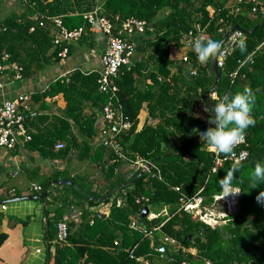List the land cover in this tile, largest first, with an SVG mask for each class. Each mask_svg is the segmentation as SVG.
I'll return each mask as SVG.
<instances>
[{
    "label": "trees",
    "instance_id": "1",
    "mask_svg": "<svg viewBox=\"0 0 264 264\" xmlns=\"http://www.w3.org/2000/svg\"><path fill=\"white\" fill-rule=\"evenodd\" d=\"M21 1L27 8L24 13L11 14L0 21V61L3 54L8 55V62L23 67L24 78L31 69L51 60H60L57 57L59 50L52 45V28L47 18L60 17L67 30H74L84 26L83 14L100 6L103 16L119 19L117 26L121 21L135 18L146 22L151 30H147L143 41L144 61L137 62L133 58L131 66L123 68L115 81L121 111L133 123L131 131L121 140L126 160L116 157L101 142L91 155L90 145L86 142L78 144L73 136L71 144L58 154V157H68L71 149H77L83 155L81 160L87 158L98 162L106 181L116 179V183L110 185L106 196H88L74 180L66 178L75 186L63 187L75 194H61L60 208L55 211L53 219L55 231L47 230V245L57 236L56 227L63 222L66 205L79 202V207L86 210L82 213L83 223L75 231H70L74 226L66 222L68 244L54 245L52 264H140L130 259L128 253L136 245L134 257H142L153 264L155 256H159L154 254L150 239L131 231L128 219L137 215L141 223L147 225L146 218L141 217L143 209L157 213L164 207L172 217L162 233L175 238L185 249L195 251L194 255L187 256L181 252H168L163 258L171 264L183 261L188 264H264V206L256 201L257 195L264 191V182L253 187L255 164L264 162V25L261 26L264 15L252 14L254 4L238 3V0H105L102 4L99 0ZM258 7L264 9V0H259ZM164 10L168 13L160 20L159 14ZM36 16L38 18H34ZM257 26L258 29L251 33ZM234 27L249 32L243 40L245 47L243 51L240 45L231 48L214 91H211L214 76L209 72L211 58L201 62L193 49H187V61L183 64L191 70L192 79L184 76V68L176 69L170 59L171 46L185 47L190 33L192 39L222 42ZM51 50L53 52L49 54ZM232 74H236L234 79H230ZM98 78V72L83 75L74 71L64 81L52 84L50 92L45 94H63L67 114L88 141L95 136V118L93 115L83 116L85 103L91 100L102 110L107 102L106 96L98 92ZM146 80L149 85L145 84ZM245 88L250 89L254 97L250 115L255 121L254 126L245 130L248 160L238 165L226 162L213 173L214 153L203 145L198 135V130L212 127L206 125L210 109L204 94L209 92L208 100L215 104L225 95H235ZM214 95L216 99L212 98ZM143 104L146 105L147 118L139 126L138 117ZM202 106L206 108V121L198 116ZM66 137L67 133L56 139L60 141ZM189 139L191 145L184 151ZM34 140L32 137L31 141ZM55 144L50 141L39 151L54 158ZM162 145L165 147L163 151ZM105 154H108L107 159H103ZM136 161L153 163L154 168L130 185L141 171L124 180L117 175L129 167L130 162ZM233 169L232 186L240 193L236 212L224 219L225 225L211 228L193 221L184 211L176 213L182 196L193 197L201 189L204 202L212 205L214 198L223 193L219 180ZM176 188L180 189L179 193L175 192ZM47 190L49 187L45 184L42 193ZM53 199L56 200L57 196ZM118 199L125 201L123 208H117ZM47 201L48 197L43 202ZM100 203L110 211L106 219L89 213ZM159 236L156 233L154 238ZM188 236L191 239L183 245ZM7 240V235H0V248Z\"/></svg>",
    "mask_w": 264,
    "mask_h": 264
},
{
    "label": "crops",
    "instance_id": "2",
    "mask_svg": "<svg viewBox=\"0 0 264 264\" xmlns=\"http://www.w3.org/2000/svg\"><path fill=\"white\" fill-rule=\"evenodd\" d=\"M104 1L99 0L101 4ZM26 9L24 1L2 0L0 2V21L11 14L20 15ZM167 13V10L162 11L159 14V19H164ZM34 18H37V16ZM145 34H135L130 38L136 46L134 60H137V62H142L145 59L143 45ZM104 48L105 40L88 31L79 43H75L70 47L69 55L65 60H51V62L41 65L39 68L31 69L25 78L23 77L20 81H7L0 90V104L4 101H12L19 96L28 97L29 100L26 104L28 109L27 128L31 137L36 139L34 142L30 141L25 144L20 142L12 150L0 147V235L8 236L7 242L0 248V264L53 263L56 238L49 243V246L45 239L47 230L55 231L53 219L55 211L60 208V197L63 198L61 194L69 192L63 186H75L66 178L74 180L76 185L81 187L88 196L97 194L101 195L100 197L106 196L110 185L116 183V179L106 181L102 173V165L98 162L87 158L81 160L83 157L81 151L71 149L68 157H58L59 152L65 148L60 151L55 148L57 144H63L64 147L69 146L73 136L78 144L84 142L89 144L92 155L100 145L101 130L104 127L100 105L94 104L91 100L85 103L83 116L93 115L95 118V136L91 141H88L81 135L78 124L67 114V103L63 94L56 92L45 96L46 93L50 92L52 84L57 81H64L74 71H79L83 75L98 72ZM52 52L53 50L49 54ZM169 53L176 69L184 68L185 71L189 69L182 61L187 53L186 47L171 46ZM145 84L149 85L150 82L146 80ZM200 109L198 116L202 121H206V112H202ZM145 118H147V111L146 105L143 104L138 117L139 126L142 125ZM65 133H67L66 138L60 141L56 139V137L63 136ZM50 141L56 143L52 152L54 158L39 151L44 144ZM107 155L105 154L103 159H107ZM121 172L117 176L124 180L127 179L129 174L133 173V170L127 167ZM45 184L49 187V190L45 193L41 192L39 194L31 191L32 185L43 188ZM43 194H46L44 200L48 197L46 203L43 202L44 200H36L37 197H41ZM69 194L72 195L75 192L70 191ZM55 195L57 196L56 200L53 199ZM15 200L18 201L14 202ZM78 203L75 202L70 204L71 206L69 204L65 206L68 208L63 213V221L74 226L70 231H75L83 223L82 213L86 209L79 207ZM102 205L103 203H100V206L92 207L89 213H96L101 219H106L110 211ZM3 206L5 210H2ZM34 245H42L45 248L46 254L43 258H41L42 251L39 248H34ZM191 250L193 249L188 250V255L195 254ZM154 254L156 255V253ZM140 259L138 261L140 264H151L150 261L142 257ZM153 264L171 263L165 258L155 256Z\"/></svg>",
    "mask_w": 264,
    "mask_h": 264
},
{
    "label": "built area",
    "instance_id": "3",
    "mask_svg": "<svg viewBox=\"0 0 264 264\" xmlns=\"http://www.w3.org/2000/svg\"><path fill=\"white\" fill-rule=\"evenodd\" d=\"M243 1L250 4H254L252 8V14L264 15V9L258 7L259 0H238V3ZM238 11V10H237ZM38 18V17H37ZM40 18V17H39ZM84 26L74 30H67L62 23L60 17L47 18L50 22L51 32L53 36V48L59 50L58 59L65 60L70 52V47L79 43L87 32H91L97 36H100L105 40L104 52L100 59V70L98 71V92L105 95L107 98L106 104L102 107L101 115L104 121V127L101 130V144L106 149L111 151L116 157L126 160L122 150L121 140L123 136H126L132 129L133 123L123 115L119 101H118V87L115 81L118 79L119 74L123 68H128L132 64L136 52L135 44L130 38L135 34H145L147 30H150L146 22L130 18L125 21H121L117 26L119 19L115 17L110 19L102 15L100 7L94 8L92 11L82 15ZM43 23V22H42ZM116 23V24H115ZM42 25V24H41ZM151 31V30H150ZM186 43V49H192V44L196 39L190 38ZM245 38L241 32H233L227 42L223 46V54L216 57V66L220 70L223 68L224 61L228 57L231 48L234 44L240 45V42ZM263 44L261 45V47ZM9 56L3 54L0 61V90L5 86V83L11 80L20 81L23 79V67L16 62H8ZM183 62L187 61L184 56ZM245 62L242 63V65ZM192 75V74H191ZM236 74L230 75V79H234ZM216 99V96H212ZM28 97L19 96L12 101H4L0 104V147L6 150L15 149V147L21 142V144L29 143L32 140L31 134L27 128V102ZM202 112L206 111V108L200 109ZM56 150L60 151L64 149L63 144H57ZM246 139L243 143H240L235 147V155H225L219 152L214 153L215 166L212 172L215 173L224 163L230 162L234 165L242 164L248 160L249 154L247 151ZM223 155V158L221 156ZM130 170L133 173L141 171L149 173L154 167L153 163L147 162H130ZM132 174L128 177H131ZM131 185V184H130ZM236 189V188H233ZM31 191L41 193L42 188L40 186L32 185ZM201 189L193 197L182 196L180 198L179 206L176 213L184 211L189 214L193 221L201 222L211 228L219 226V223L224 222V219L236 212L238 194L226 196L223 192L222 195L214 198V203L208 205L204 202L200 193ZM175 192L179 193L180 189L176 188ZM124 195V194H123ZM125 200V199H124ZM125 202V201H124ZM124 202L121 199L117 200V208H123ZM137 205V200L135 201ZM139 203V201H138ZM222 205L224 212H218L216 205ZM224 204V205H223ZM5 210V207H2ZM172 215H170L167 208H162L157 213L148 211L146 218L147 225L141 223V219L135 215L129 219L128 228L136 233L141 234L144 238H148L151 241V246L154 248L155 253L163 258L167 257V253L172 251L173 253L181 252L183 256L189 254L175 238L169 237L162 233L163 227L168 221H170ZM161 220L160 223L155 221ZM56 243L61 245H67L69 236V227L66 221L60 222L57 227ZM158 233L160 236L156 239L154 235ZM158 244L154 247V242ZM137 245L128 251L130 259L135 261L141 260L134 257V251ZM39 252V251H37ZM77 264H93L80 262ZM180 264H188L183 261Z\"/></svg>",
    "mask_w": 264,
    "mask_h": 264
},
{
    "label": "clouds",
    "instance_id": "4",
    "mask_svg": "<svg viewBox=\"0 0 264 264\" xmlns=\"http://www.w3.org/2000/svg\"><path fill=\"white\" fill-rule=\"evenodd\" d=\"M240 47L243 51L245 47L243 41L240 42ZM192 49L201 62L223 54L222 42L214 39L207 41L197 39L192 44ZM253 101L254 97L251 90L245 88L243 92L225 95L218 103L213 104L211 107L213 115L208 117L209 123L213 126L198 130L203 145L209 151L234 156L235 147L245 141V130L249 126H254L255 121L250 115ZM234 171L235 169L229 171L223 179L219 180L220 187L226 196L240 193L239 189H233L232 186ZM253 180L254 188L256 183L264 182V162L255 164ZM256 201L264 206V191L257 195Z\"/></svg>",
    "mask_w": 264,
    "mask_h": 264
},
{
    "label": "water",
    "instance_id": "5",
    "mask_svg": "<svg viewBox=\"0 0 264 264\" xmlns=\"http://www.w3.org/2000/svg\"><path fill=\"white\" fill-rule=\"evenodd\" d=\"M264 25V21L261 23V26ZM256 29H258V26L255 27L252 31L254 32ZM234 31H240L241 33L245 35L249 34V32H243L241 31L238 27H234L232 29H230V31L227 33V35L225 36L224 40L222 41V43H225L227 41V39L229 38V36L234 32ZM237 47V44H234L233 48H236ZM209 72L214 76V83H213V87L211 89V91H214L219 83V80H220V76H221V72L220 70L218 69V67L216 66V57L215 58H211V62H210V67H209ZM184 76L191 80L192 79V76H191V70L190 69H187L185 72H184ZM208 96H209V92H205L204 94V99L207 101V105L209 106V109H210V115H213V113L211 112V107L212 105L214 104L211 100H208ZM207 126H213L212 124L209 123H206ZM191 145V139H189V143L187 145V147L184 149V151H186L188 149V147ZM165 149L164 145H162V151ZM221 158H223V155L221 156ZM142 172L137 176V178L132 181L130 184H134L135 181L140 178L142 176ZM46 196V194H43L41 197H37L36 200H39V201H42L44 200V197ZM18 200H15L14 202H16ZM237 205H238V199L236 201ZM224 205V204H223ZM147 213H148V209L145 208L143 209L142 213H141V217L144 219L146 216H147ZM191 239V236H188L185 238L184 242H183V245H185L189 240ZM157 245V242L155 241L154 242V246Z\"/></svg>",
    "mask_w": 264,
    "mask_h": 264
},
{
    "label": "rangeland",
    "instance_id": "6",
    "mask_svg": "<svg viewBox=\"0 0 264 264\" xmlns=\"http://www.w3.org/2000/svg\"><path fill=\"white\" fill-rule=\"evenodd\" d=\"M78 193V192H77ZM79 195L80 196H82V193H79ZM216 209H217V211L219 210H222V205H216ZM226 224V222H222V223H219V226H223V225H225ZM34 248H39L41 251H42V256H41V258H43L44 257V255L46 254V252H45V248L44 247H42V245H34ZM192 252H194L195 253V251L194 250H191ZM38 257H40V256H38Z\"/></svg>",
    "mask_w": 264,
    "mask_h": 264
}]
</instances>
